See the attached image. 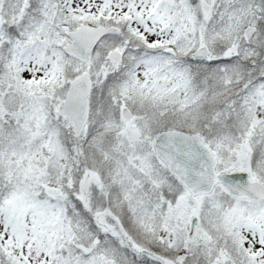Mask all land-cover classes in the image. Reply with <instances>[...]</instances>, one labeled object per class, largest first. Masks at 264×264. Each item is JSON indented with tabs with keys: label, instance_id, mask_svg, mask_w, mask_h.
I'll list each match as a JSON object with an SVG mask.
<instances>
[{
	"label": "snow or ice",
	"instance_id": "6c2138e0",
	"mask_svg": "<svg viewBox=\"0 0 264 264\" xmlns=\"http://www.w3.org/2000/svg\"><path fill=\"white\" fill-rule=\"evenodd\" d=\"M0 264H264V0H0Z\"/></svg>",
	"mask_w": 264,
	"mask_h": 264
}]
</instances>
